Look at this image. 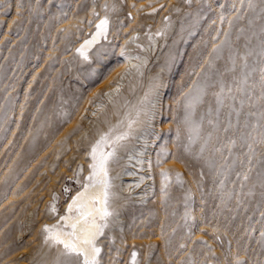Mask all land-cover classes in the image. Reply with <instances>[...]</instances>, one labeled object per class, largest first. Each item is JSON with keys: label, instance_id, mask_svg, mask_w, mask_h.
Listing matches in <instances>:
<instances>
[{"label": "rangeland", "instance_id": "374dc122", "mask_svg": "<svg viewBox=\"0 0 264 264\" xmlns=\"http://www.w3.org/2000/svg\"><path fill=\"white\" fill-rule=\"evenodd\" d=\"M253 4L0 0V264H30L43 226L66 211L85 181L87 157L75 150L83 147L77 142L83 125L96 116L89 110L103 100L95 84L122 63L121 50L141 43L144 67L168 82L164 117L169 122L173 108L182 131L174 141L180 155L173 159L177 166L168 168L158 208L154 195L145 194L113 233L105 228L100 264H132L133 252L136 264H264V142L261 130L251 127L256 116H248L244 127L247 113L264 110L259 73L248 82L256 83L251 100L236 92L233 80L240 57L258 52L264 36V0ZM105 16L107 38L93 44L85 60L78 46ZM255 59L248 58L249 66ZM240 99L238 120L233 109H240ZM230 140L236 141L231 151ZM244 173L248 179L242 181Z\"/></svg>", "mask_w": 264, "mask_h": 264}, {"label": "bare ground", "instance_id": "6f19581e", "mask_svg": "<svg viewBox=\"0 0 264 264\" xmlns=\"http://www.w3.org/2000/svg\"><path fill=\"white\" fill-rule=\"evenodd\" d=\"M95 31L96 28L80 42L78 48L85 40L91 39V35ZM123 51L125 55L122 56V63L112 69L108 73L109 75L106 74L102 81L95 84L94 88L95 90L100 89L103 100L93 107L90 106L91 110L89 111L96 114L94 121L86 122L87 124L83 125L78 135L77 142L83 147H77L75 154L78 156L81 153V149H83V155H80V157H87L85 181L69 197L66 211L51 225L60 222L62 216L76 218L75 209L69 213L67 208L72 201V197L78 192L84 191V184L88 183L86 178L91 172L89 165L92 163V158L89 153L93 145L104 134L115 137L116 135L127 133L126 139L120 141L117 147L116 156L108 165L111 182L109 189L110 210L113 211V215L108 218L107 232L113 233L114 225L122 222L123 216L129 215L132 202L145 194H147V197L154 195V204L158 208L162 192L166 188V180L162 177L161 172L164 170L168 174V168L171 164L177 166L173 159L177 158L178 154L180 155V150L175 146L174 141L176 137L180 138L182 131L174 123L173 108L169 107L170 120L169 122L165 121V108L168 109V107L164 105V94L168 82L166 78L165 80L155 78L149 72L150 70L144 67L147 59V49L144 44L141 43L136 50ZM116 63L113 65H116ZM109 69L110 67L108 72ZM110 80H112V83ZM92 90L94 91V89ZM178 114L180 113L178 112ZM129 121H132L131 128L128 127ZM77 122L79 121L77 120ZM110 150L109 147H104V151ZM165 153L167 154L165 155ZM82 167L83 164H79V173ZM98 193V188L88 189L89 196ZM44 237L40 242L39 249L34 252L30 264H56V258L62 246L56 245L51 241L46 242ZM100 241L101 238L99 237L97 240L99 247Z\"/></svg>", "mask_w": 264, "mask_h": 264}, {"label": "snow or ice", "instance_id": "6c2138e0", "mask_svg": "<svg viewBox=\"0 0 264 264\" xmlns=\"http://www.w3.org/2000/svg\"><path fill=\"white\" fill-rule=\"evenodd\" d=\"M186 3H190L191 0H185ZM244 0H241L243 4ZM248 7H254L253 0H248ZM107 8V5H105ZM156 9H153L155 12ZM168 18L165 17V20ZM108 18L105 16L96 25V31L91 35V39L85 40L84 43L77 49V52L85 59H88L87 50L91 46L103 37L107 38L108 31ZM261 33H264V28L261 29ZM160 33L158 32L157 35ZM121 56L125 53L121 50ZM255 56V64L249 66L248 58ZM242 64L240 67L239 76L233 77L236 84V92L241 96H247L250 100L253 95V89L256 87V83L260 87V95L258 99L264 102V36L259 41L258 52H253L252 50L246 51L240 57ZM235 60H233V68L231 71H235ZM259 73V80L252 85H249V80L253 78L255 73ZM225 89V84L223 81L220 82V92L216 94L218 107L216 109L217 117L220 114V108L223 107L222 94ZM229 99H235L232 94V87L228 86ZM240 109H233L236 112L237 119L241 115V109L244 106V99L239 101ZM232 108V105H229ZM248 116H256L257 123L252 124V130L255 131L257 128L261 130L260 137L261 141L264 142V123H259V121H264V110L259 113L249 112L246 114L244 127H248ZM212 123V121H209ZM132 121H129L128 127L131 128ZM229 123V127H231ZM111 131V130H110ZM227 131V128H225ZM249 137H252L250 132ZM127 133L122 135H116L115 137L109 134H104L100 139L93 145L89 155L92 158V163L89 165L91 172L86 178L88 183L84 184V191L78 192L72 197L71 203H69L67 211L71 213L73 209L77 214L76 218L73 219L71 216L60 218V222L55 225H44L42 231L45 233V241H51L56 245L62 246L59 250V255L56 258V264H100V254L101 248L97 245V240L99 237L104 235L105 228L108 227V218L113 215V211L110 210V192L111 187L110 177H109V162L116 156L117 147L120 141L126 139ZM236 143L235 140L229 141V151L231 147ZM107 146L111 150L104 151V147ZM249 151H252V145H248ZM203 150V149H202ZM167 153H165L166 155ZM159 163V161H157ZM249 164H251V156H249ZM162 177L167 178V172L162 170ZM241 176L240 173H237ZM177 179H179V174H177ZM242 181L248 179L247 173H244L241 177ZM223 183V181L221 182ZM89 188H98L99 193L95 195H88ZM163 190V189H162ZM231 193H229V196ZM51 211L54 213L56 211L55 205L51 206ZM187 215V214H186ZM261 236L264 237V232H261ZM132 264H136V253L133 252L131 255ZM237 264H240L238 261Z\"/></svg>", "mask_w": 264, "mask_h": 264}]
</instances>
